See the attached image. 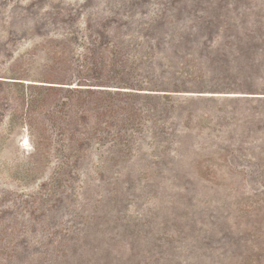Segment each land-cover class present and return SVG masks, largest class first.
<instances>
[{
	"label": "rangeland",
	"instance_id": "obj_1",
	"mask_svg": "<svg viewBox=\"0 0 264 264\" xmlns=\"http://www.w3.org/2000/svg\"><path fill=\"white\" fill-rule=\"evenodd\" d=\"M0 264H264V0H0Z\"/></svg>",
	"mask_w": 264,
	"mask_h": 264
},
{
	"label": "bare ground",
	"instance_id": "obj_2",
	"mask_svg": "<svg viewBox=\"0 0 264 264\" xmlns=\"http://www.w3.org/2000/svg\"><path fill=\"white\" fill-rule=\"evenodd\" d=\"M25 142L29 144L28 138H25Z\"/></svg>",
	"mask_w": 264,
	"mask_h": 264
}]
</instances>
